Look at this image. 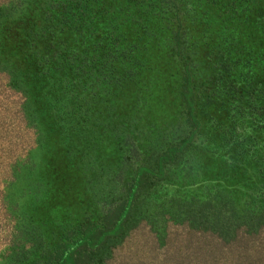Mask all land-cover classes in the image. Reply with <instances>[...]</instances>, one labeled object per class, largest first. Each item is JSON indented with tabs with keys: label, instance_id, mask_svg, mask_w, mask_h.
<instances>
[{
	"label": "trees",
	"instance_id": "obj_1",
	"mask_svg": "<svg viewBox=\"0 0 264 264\" xmlns=\"http://www.w3.org/2000/svg\"><path fill=\"white\" fill-rule=\"evenodd\" d=\"M51 141L95 209L48 240ZM0 264H264L257 0H0Z\"/></svg>",
	"mask_w": 264,
	"mask_h": 264
},
{
	"label": "rangeland",
	"instance_id": "obj_2",
	"mask_svg": "<svg viewBox=\"0 0 264 264\" xmlns=\"http://www.w3.org/2000/svg\"><path fill=\"white\" fill-rule=\"evenodd\" d=\"M262 2L263 0H257V4H259V14L264 15L262 9L263 5H261ZM170 108L171 107L164 113L167 115L170 114ZM48 145L47 149L49 153L45 155L44 158H48L49 164L42 167L43 176L41 180L44 181L45 186H51L53 189H50L47 194V201L45 200L44 206L39 207V209L43 210V212H48L46 215L41 214V219H45L46 223L53 225L45 229L48 240H52L56 237V232H54L56 225L59 226L60 223L66 224L72 222L73 217L76 215L80 219L91 216L94 214L95 205L86 199L84 181H82L83 178L78 174L77 165L79 163H77V161L80 155L76 154V150L72 149V146L68 147L66 150H61L59 145L52 141L49 142ZM85 147L86 146L82 148V152H89ZM36 156L37 154L35 153V158L38 160ZM102 158L105 159L106 156H102ZM80 163L82 164L84 162ZM84 165L86 166V163H84ZM36 178L39 180L40 176ZM23 189L22 185H20L17 190L21 191ZM15 192L18 191L15 190ZM54 197L57 198L56 206H54ZM23 199L24 197H21L19 202H22ZM64 214H67V216L69 215L71 219L65 220L66 215ZM61 215H63V217H61ZM59 217L63 218V220H60L61 218Z\"/></svg>",
	"mask_w": 264,
	"mask_h": 264
}]
</instances>
